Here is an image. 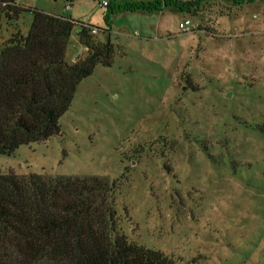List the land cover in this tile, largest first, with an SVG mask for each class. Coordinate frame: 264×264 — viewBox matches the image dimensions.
I'll list each match as a JSON object with an SVG mask.
<instances>
[{"label":"rangeland","instance_id":"rangeland-1","mask_svg":"<svg viewBox=\"0 0 264 264\" xmlns=\"http://www.w3.org/2000/svg\"><path fill=\"white\" fill-rule=\"evenodd\" d=\"M103 1L16 0L95 28L90 38L112 52L78 83L60 132L0 154V171L119 179L114 206L130 240L172 264H264V0L108 20ZM28 9L3 18L0 42L17 26L27 33ZM77 30L70 62L87 52Z\"/></svg>","mask_w":264,"mask_h":264},{"label":"trees","instance_id":"trees-1","mask_svg":"<svg viewBox=\"0 0 264 264\" xmlns=\"http://www.w3.org/2000/svg\"><path fill=\"white\" fill-rule=\"evenodd\" d=\"M200 1L124 0L108 3L105 17L168 6L191 14ZM226 1L241 6L254 0ZM25 9L16 0H0V31L3 18L11 24ZM28 10L27 33L17 26L0 42V154L59 133V118L78 83L98 62H111L112 44L92 40L83 23ZM75 25L87 52L70 62L66 55ZM118 181L0 171V264H172L163 252L130 240L120 229L113 196Z\"/></svg>","mask_w":264,"mask_h":264},{"label":"built area","instance_id":"built-area-1","mask_svg":"<svg viewBox=\"0 0 264 264\" xmlns=\"http://www.w3.org/2000/svg\"><path fill=\"white\" fill-rule=\"evenodd\" d=\"M108 3H107V1L106 0H104L102 3H101V5L102 6H106ZM190 24H191V20L189 19V18H185V19H183L182 21H180L179 22V28L181 29V30H185V29H187L189 26H190ZM94 32V31H96V29L95 28H90V32ZM87 47V46H86ZM80 56H77V55H74L73 57H72V61L74 62V61H76L78 58H79Z\"/></svg>","mask_w":264,"mask_h":264}]
</instances>
